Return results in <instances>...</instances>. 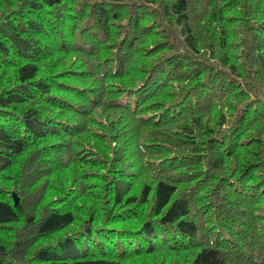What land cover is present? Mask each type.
Instances as JSON below:
<instances>
[{
    "label": "trees",
    "instance_id": "obj_1",
    "mask_svg": "<svg viewBox=\"0 0 264 264\" xmlns=\"http://www.w3.org/2000/svg\"><path fill=\"white\" fill-rule=\"evenodd\" d=\"M0 264H264V0H0Z\"/></svg>",
    "mask_w": 264,
    "mask_h": 264
},
{
    "label": "water",
    "instance_id": "obj_2",
    "mask_svg": "<svg viewBox=\"0 0 264 264\" xmlns=\"http://www.w3.org/2000/svg\"><path fill=\"white\" fill-rule=\"evenodd\" d=\"M14 198H15V203H17L18 202V199L14 196Z\"/></svg>",
    "mask_w": 264,
    "mask_h": 264
}]
</instances>
